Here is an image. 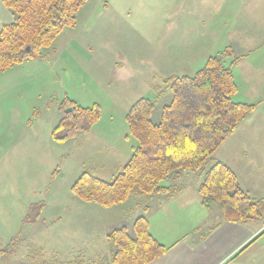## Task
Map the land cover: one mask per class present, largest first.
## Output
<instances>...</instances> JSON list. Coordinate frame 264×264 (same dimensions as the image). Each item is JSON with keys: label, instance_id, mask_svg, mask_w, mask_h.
<instances>
[{"label": "rangeland", "instance_id": "374dc122", "mask_svg": "<svg viewBox=\"0 0 264 264\" xmlns=\"http://www.w3.org/2000/svg\"><path fill=\"white\" fill-rule=\"evenodd\" d=\"M263 7L264 0H88L76 24L42 49L43 60L0 72V243H17L0 254V264H111L106 232L127 226L133 233L143 198L103 207L78 199L72 184L85 169L111 180L137 144L126 123L130 106L139 98L154 101L151 119L158 123L172 96L162 80L193 75L210 55L227 51L234 100L250 85H263L264 93L252 49L264 44ZM244 55L246 61L230 65ZM66 99L98 104L100 118L86 134L55 141L51 132ZM249 154L241 161L258 158L259 167L234 155L231 162L241 187L264 202V146ZM33 205L40 209L35 222L27 219ZM219 211L212 208L211 221ZM257 245L264 264V233Z\"/></svg>", "mask_w": 264, "mask_h": 264}, {"label": "trees", "instance_id": "16d2710c", "mask_svg": "<svg viewBox=\"0 0 264 264\" xmlns=\"http://www.w3.org/2000/svg\"><path fill=\"white\" fill-rule=\"evenodd\" d=\"M86 1L0 0L13 15L11 22L0 27V72L28 60H43L42 49L76 24V14ZM225 54L227 51L208 56L191 76L172 75L162 80L172 96L162 107L158 123L151 119L154 101L137 99L126 113L129 133L137 144L122 169L109 181L85 169L72 184V193L82 201L113 207L132 197L171 195L174 183L163 185L162 181L172 178L175 182L181 173L198 172L203 177L198 194L206 210L219 205L224 222L264 220L262 199L251 198L239 186L235 172L213 158L221 143L258 106L233 99L237 84L231 66L224 65ZM239 59L235 57L230 65ZM60 110L62 116L51 132L55 141L89 132L100 118L98 104L82 107L66 99ZM208 160L210 166L206 168ZM39 210L31 206L27 219L35 222ZM147 210L145 206V214L134 219L133 233L121 226L106 234L112 246L111 264H148L168 251L170 247L150 233ZM16 244L0 243V254L12 252Z\"/></svg>", "mask_w": 264, "mask_h": 264}, {"label": "crops", "instance_id": "0c3cea01", "mask_svg": "<svg viewBox=\"0 0 264 264\" xmlns=\"http://www.w3.org/2000/svg\"><path fill=\"white\" fill-rule=\"evenodd\" d=\"M257 8H260L259 5L255 6V9ZM261 14L262 12L259 15ZM253 16H255L254 12ZM12 20V13L0 3V27ZM252 49L256 54L254 59L256 71L257 69L264 71V44L259 41ZM242 60L246 61V55L239 59V61ZM263 82L264 78L261 83ZM261 88H263L261 84L259 88L250 85L246 96L236 100L258 103V106L214 153L216 160L225 163L235 172L240 187L241 180L231 162L232 155L240 161L239 163L253 162L259 167L257 163L261 162L254 157L248 161H241L246 159L255 147L264 146V93L260 91ZM232 145L234 149H231ZM127 160L120 166L121 169ZM195 174L198 173H181L172 184L175 186V192L171 195L158 193L142 197V214L147 206L146 216L150 233L160 243L170 247L164 255L148 264H262L261 251L256 248L257 239H260L263 234L261 232L264 230V220L246 223L224 222L219 212L218 219L211 221L212 209L208 211L201 205L198 194V186L202 182L200 179L203 177ZM184 177H188L193 182L187 184L183 181ZM241 189L251 198L259 199L251 196L243 187Z\"/></svg>", "mask_w": 264, "mask_h": 264}]
</instances>
